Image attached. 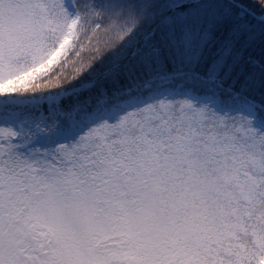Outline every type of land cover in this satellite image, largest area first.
I'll return each mask as SVG.
<instances>
[{"label":"snow or ice","instance_id":"1","mask_svg":"<svg viewBox=\"0 0 264 264\" xmlns=\"http://www.w3.org/2000/svg\"><path fill=\"white\" fill-rule=\"evenodd\" d=\"M0 264H264V0H0Z\"/></svg>","mask_w":264,"mask_h":264}]
</instances>
